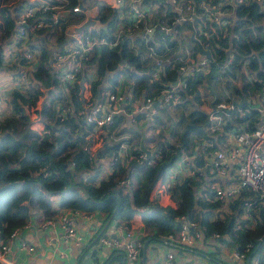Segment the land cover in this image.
<instances>
[{"label":"trees","instance_id":"obj_1","mask_svg":"<svg viewBox=\"0 0 264 264\" xmlns=\"http://www.w3.org/2000/svg\"><path fill=\"white\" fill-rule=\"evenodd\" d=\"M224 1L229 3L225 4ZM141 2L145 6L155 7L150 24L154 31L147 38L138 36L133 39L132 34L140 31L126 32L122 25L126 18L121 19L125 10L121 14L117 8L99 0H52V6L63 7V14L57 24L50 21V14L54 11L45 15V21L50 26L37 31L35 35L38 40L30 44L31 49L40 50L37 62L27 65L21 53L16 56V74L27 67L30 77L26 88L9 92L6 104L10 112L0 120V241L6 242L12 231L20 230L37 213H41L45 220L56 219L58 213L52 204V198L56 197L60 212H79L87 216L101 214L105 220L112 217L116 225H130L132 218L139 215L145 232L140 237L143 243L146 240H161L170 244L166 240L167 236L175 234L179 225L178 218L184 217L203 228L204 239L217 233L222 238L216 243L227 246L237 244L240 249L249 247V255L254 253L253 257L258 258V264H264V199L255 197L254 206L248 211L247 218L241 219L246 199L254 194L243 191L239 200L225 203L214 200V191L206 182L209 170L206 156L224 147L227 133H239L241 127L245 131H252L260 121L259 111L252 102L254 98L260 99L258 95L264 83V1L237 3L232 0H192L194 19L191 25L190 21L173 24L177 12L168 0ZM186 2L181 0V3ZM206 2L214 9L221 7L233 13L225 28L204 19L201 4ZM220 3L221 6L218 5ZM38 4V0H0V19L6 28L5 40L16 32L17 18L28 7ZM94 8L93 18L102 27L85 32L84 35H97L108 40L119 36L121 45L117 49L106 45L95 47L89 59L84 61L78 82L71 85L64 81V88H59L57 73L50 65L49 49L43 46L51 37L56 39L57 44L61 42L67 27L83 22L85 11ZM119 20L121 25L117 30ZM157 25L176 27L177 34L168 36L157 30ZM184 30L188 31L186 35L183 34ZM202 31L208 32L210 36L204 37ZM192 32L210 52V67L207 74L196 71L182 78L179 68L188 62L184 58L183 46H188L190 58L194 62L202 58L196 43L191 39ZM3 41H0V66L4 58ZM129 45L136 46L135 54L140 63L134 65L133 69H123L122 48ZM149 47L153 49V54ZM177 48L180 55L176 54ZM154 55L163 61L161 77L155 81L151 79ZM45 74L47 77L43 78ZM217 74L219 77L215 76ZM121 75L131 81V103L137 99L143 102L151 99L154 103L163 95L168 84L180 81L186 87L177 91L178 102L165 104L161 101V106L154 108H169L187 102L195 104L194 109L190 113H183V119L179 121V124H183L182 131L171 127V140L166 136L165 140H157L149 157L142 156L144 152L140 149L138 139L134 141L132 137L123 136L124 128L114 134L121 138L115 140L111 136L113 130L125 121L121 113L115 114L111 124L102 128L97 136L101 141L99 148L93 150L87 144V139L93 133V125L86 124L78 114L86 103L83 97H79V82L88 85L91 96L87 102L103 103L110 94H116L121 84ZM204 80H207L213 97L210 111L223 102L229 106H232L233 101L238 104L244 101L247 103L240 108L234 106L230 114L228 110L216 112L224 118L225 124L223 130L215 134L209 133L212 126L210 111L200 108L198 89ZM75 85L79 89L77 95ZM120 105L126 112L132 110L123 101ZM30 114L38 117L43 125L42 130L31 127ZM156 115L154 113L146 117L153 120ZM139 116L135 115L137 120ZM156 126L153 120L150 127L155 129ZM133 135L139 137L138 133ZM205 142L213 143V148L205 149ZM123 145L128 146L125 150L127 154L120 155ZM154 153L158 158H153ZM184 158H193L186 163L193 174L183 176L179 182L167 188L175 206L153 202L151 193L156 184L163 181L168 170ZM105 165L109 167L107 174L102 172ZM200 170L205 172L201 173ZM126 179L130 183L122 186L121 181ZM222 209H226L225 212ZM238 224L240 228L234 230ZM177 247L181 251H197L194 247L181 244Z\"/></svg>","mask_w":264,"mask_h":264},{"label":"built area","instance_id":"obj_2","mask_svg":"<svg viewBox=\"0 0 264 264\" xmlns=\"http://www.w3.org/2000/svg\"><path fill=\"white\" fill-rule=\"evenodd\" d=\"M39 4L36 6L28 7L27 10L21 14L15 23L16 30V40H13L12 47L7 51L9 53V59H14L20 53L26 61L27 65L34 64L39 53L32 49L31 51L28 42H36L38 36L35 35L37 31L42 28L50 26V23H46L45 15L48 12L50 14V21L57 24L61 19L63 14V7L61 5L52 6V0H38ZM172 5L174 11L177 12L176 17H174L173 24L178 25L182 21H190L192 23L193 16V3L192 0H187L186 4L181 3V0H168ZM248 0H232V2L245 3ZM264 1V0H260ZM234 3H232L233 5ZM111 7L117 8L122 14L125 12L121 19L126 18L128 22H122L125 27L126 32L132 33L136 30L142 32V37L147 38L149 33L153 31L150 26L151 21L154 16V6H145L142 4L141 0H111L108 3ZM219 6L222 3L218 4ZM201 8L203 9V17L205 20H209L213 23H219L224 28L228 24L233 15L230 11H224L223 8L211 7L209 2L202 3ZM143 24V25H142ZM142 25V27H141ZM160 31L164 32L168 36L176 35V27L168 28L166 26H160ZM201 34L208 38L210 34L206 31H202ZM51 39H55L52 38ZM18 40H22L21 43ZM119 36H116L113 40H108L105 37L97 35H80L74 33L70 35V41L60 52L52 51L50 54V65L52 70L57 73V77L69 84H75L78 82V76L82 71L84 61L89 59L95 47H100L103 45L114 48L118 43ZM153 54V49L148 48ZM9 60V61H10ZM13 61V60H12ZM210 62L209 58L202 56L197 63L190 62L185 66L179 68V73L182 78L192 75L194 72L206 73L209 71ZM163 69V61L160 57L154 55L153 57V69L151 73V79L153 81L159 80L161 77V72ZM28 68L26 67L19 73V78L13 80L12 89H20L23 84L28 83L27 79ZM186 84L184 82L177 81L175 84H168L166 89L163 91V101L165 104H174L176 93L180 88H185ZM261 93L264 101V83L261 86ZM123 101V97L117 94H110L105 102H86L83 105L82 110H79L78 114L82 116L86 124L93 125V133L96 136L100 134L102 128L111 124L112 118L115 114L121 112L120 102ZM234 106H229L226 103H220L217 105L216 109H212L209 112V120L212 122V126L209 128L210 134H215L216 132H221L225 124L224 118L217 114L216 112L222 110L233 109ZM142 109L146 116L154 114L153 100L146 99L142 105ZM258 109V108H257ZM260 121L256 129L252 131H245L241 127L239 133L230 132L227 136L231 141L224 145V147L217 148L213 153L206 156L208 160V165L214 176V181L210 185V188L214 191V200L227 202H234L241 198V193L243 191L252 192L253 197H248L243 205L244 216L241 219L247 218L248 211L253 208L255 200L264 199V107L259 108ZM204 148H213V143L205 142ZM152 155V152H151ZM154 159L158 158L156 153L153 154ZM142 156H146L142 153ZM186 163L190 161L188 158L184 160ZM130 183L129 180L121 181L122 186H127ZM72 212V211H71ZM77 214L79 212H72ZM73 214L63 212L57 216L56 221L59 226L64 230L65 240L76 237V230L74 227ZM85 218L87 215L82 214ZM179 225L178 230L175 234H169L167 236L168 241L175 242L188 247L196 248L198 245H203L205 242L216 243L221 240V236L217 233L209 235L208 238L204 239L203 228L199 226L197 222L188 221L184 217L178 218ZM240 228V224L236 225L234 230ZM116 233L115 237L101 236L98 238V246H105L112 250H122L124 256L129 261H136L143 248V242L139 238L134 237L133 232L129 225L127 224H117L115 225ZM19 230H14L10 233L7 241H0V263L1 264H18L8 257V240H12L17 237ZM20 248L26 250L28 253L34 251L32 245H28L25 242H21ZM202 246V245H201ZM201 251V250H199ZM203 251L206 254L213 253V261L215 264H236L237 260L245 262L246 258L249 256V247L240 249L237 244H232L228 246V252L223 253L221 247L210 248L208 245L203 247ZM226 254L227 263L222 260V254ZM218 253V254H217ZM203 257L205 254L201 252L196 253ZM254 254V253H253ZM251 255L250 264H258V258ZM264 257V249L262 251ZM175 260V255L173 251H168L165 253L162 261L158 264H173ZM183 264H193L190 261H186Z\"/></svg>","mask_w":264,"mask_h":264},{"label":"crops","instance_id":"obj_3","mask_svg":"<svg viewBox=\"0 0 264 264\" xmlns=\"http://www.w3.org/2000/svg\"><path fill=\"white\" fill-rule=\"evenodd\" d=\"M99 1L108 4L110 3L111 0H99ZM95 10L96 9L94 8L90 11L92 17L94 16L93 14ZM186 33H188V31L184 30L183 34L186 35ZM138 36L142 37V32H135L132 34L133 39H135ZM31 42H32V35H31ZM2 46H3L4 58H3V64L0 66V104L6 107L4 108H2L3 106L0 107L1 108L0 120H2L3 117L10 112V109L6 104V101L8 100L7 98L9 92L13 90L11 88L12 87L11 81L13 80L11 76V72L12 70L15 69L14 67L17 65V61H15L14 63V60L9 61L6 60L5 58L6 52H4V50L5 49L9 50L12 47V43L9 42V39L4 40L2 42ZM129 46L127 48H129ZM133 47L136 49V46L132 45V48ZM183 48H184V52H183L184 58L186 59V61H188L187 64H189L191 61L193 62L194 59L190 58V50L188 46L185 44ZM176 52H177L176 54L180 55L179 48H177ZM11 63L14 64L11 65V67H8ZM120 77H121L120 78L121 84L117 87L115 93L117 95H122V97H124L123 102L125 103V105L129 104L132 110L130 112H126L124 108L121 107L120 113L125 118V121L115 130H113L111 136L114 137L115 140H117V138H121L120 136L117 137L114 134L117 131L124 128L123 136H126V138L132 137L134 141L138 139L140 143L141 132H144L145 139L143 143L149 150L151 149L153 150L155 149V144L152 145L149 143L150 135H151L150 131L152 130L151 128H149L150 121L146 117V113H144L142 109V105L144 102L139 99H137L133 103L130 102V99L132 97V90H133L131 81L125 79L123 75H121ZM80 82L79 85L81 88ZM2 92L4 93L3 95L5 96V98L3 97V95H1ZM90 96L91 93L88 90L87 83H83V91L80 92L79 97L81 99L83 97V99H85V102H87L89 101ZM208 98L209 99L211 98V100L213 99L211 94H208ZM211 100H210V107H211ZM252 103L256 104V107L258 109L264 107V101L261 99L256 101L253 100ZM210 107L207 108V110H204L202 107L200 108L206 112H209ZM154 109H155L154 113L157 114L158 113L157 109L156 108ZM136 114H140L139 120L136 119L135 117ZM181 130L182 127L176 126V131H181ZM134 133L135 134L138 133L139 137L133 135ZM95 138L96 139L92 141L93 147L95 145L96 146L101 145V141L99 138H97L96 135ZM159 139L162 140V138ZM226 141H228L229 143L231 139L227 137ZM127 147H128L127 145H123V147L119 151L120 155H123L126 152L125 150H127ZM185 159L186 158L177 161L173 165V167L168 170L166 176H168V178L170 177V179H174L172 180L173 183L179 182L185 175L193 174L191 170L188 168V166H186L187 164L184 161ZM192 159L193 158H190L189 160ZM208 167L209 170L206 176V182H209L208 185L210 186L211 184L217 182L214 181V176L210 170L211 168L209 165ZM108 171H109V167L108 165H105L102 172L104 174H107ZM205 171H201V173ZM166 184H167L166 180L159 181L156 184V187L151 193V200L163 206L169 205L174 207L175 203L170 198L169 193L166 191ZM160 187L162 188V190H160ZM52 204L54 210L56 211V214L57 213L61 214L63 212L73 214L71 211L60 212V210L57 207L58 198L56 197L52 198ZM58 214L56 216H58ZM243 217L244 216H242V218ZM73 219H74V227L76 230V237L65 240L64 230L59 226L55 218L52 220H45L41 213H37L33 215L29 219L27 224L18 231L17 237L12 240H8V252H9L8 257L14 260V262L18 264H147L148 261H150V264H158L159 261H162L166 252L173 251L175 255V260L173 261V264H183V262H186L185 258L186 259L189 258L188 253H190L191 256L190 262H192L193 264H215L213 258H209L206 254L203 257L196 254L199 252V250L203 251V247L205 248V246L208 245L206 242L203 245L204 243L203 241L201 242L202 246L198 245L196 247L197 250L196 252H191L190 249H188V251L179 250L177 247L178 244L172 241H170L172 244L171 243L168 244L166 241H161V240L159 241L146 240L145 247L144 249L142 248L139 258L136 261H129L124 256L122 250H112L105 246H98L97 241L99 237L101 236L111 237V235H114L115 237L118 235L115 230V225H116L115 220H111L109 224L105 227L107 220H105V216L101 214H94L92 216H88L87 218H85L81 213H77V214H73ZM129 227L131 228L134 237L140 239V237L145 235V232L143 230L142 220L139 215H135L132 218ZM21 242H25L28 245H32L34 247V251L28 253L26 250L20 248L19 244ZM149 243H150V249H148ZM174 244L176 245L172 246ZM181 259H184L182 263H180ZM223 261L227 263V260H223Z\"/></svg>","mask_w":264,"mask_h":264},{"label":"rangeland","instance_id":"obj_4","mask_svg":"<svg viewBox=\"0 0 264 264\" xmlns=\"http://www.w3.org/2000/svg\"><path fill=\"white\" fill-rule=\"evenodd\" d=\"M30 2H32V0H29ZM14 2V1H13ZM224 3L225 4H228L229 3V1H224ZM120 21V24L117 26V30H119L120 28H119V26L121 25V20H119ZM5 30H6V28L4 27V24H2V21H1V19H0V41L3 39V40H5V35H4V32H5ZM6 33V32H5ZM16 38V33H14L12 36H10L8 39H9V42L11 43L13 40H16L15 39ZM21 41L22 40H18V42H20L21 43ZM32 43L34 44V41H30V42H28V44H29V46H30V44L32 45ZM120 41H118V43L114 46V48L115 49H117V48H119L118 46H120ZM57 45V43H56V39H51V38H48L47 39V42L44 44V48L45 49H49V50H53L54 48H55V46ZM31 51H33L32 49H30ZM122 50H123V53H122V56H123V63H121V68H123V69H133L132 67L134 66V65H138L139 63H140V60L138 59V57L136 56V54H135V52H136V49L133 47L132 48V46H129V49L127 50V48H122ZM8 50H4V52H6V56H5V58H6V60H10L9 59V53L7 52ZM34 51H36V52H38L39 54H40V50L39 49H37V50H34ZM18 53H21V51L19 52L18 51ZM11 60H14V63H15V61H17V59L16 58H14V59H11ZM14 63H11L8 67H11V65H13ZM246 69H245V67H243V71L246 73V71H245ZM208 72V71H207ZM207 72L205 73V74H207ZM19 73L20 72H18L17 74H16V71L15 70H12V72H11V76H12V79L13 80H16V79H18L19 78ZM204 74V73H203ZM248 75V74H247ZM216 77H219L218 76V74L217 75H215ZM29 77H30V72H28L27 73V79H28V81H29ZM47 76H46V74L45 75H43V78H46ZM215 77V78H216ZM248 77H249V79L250 80H252V77L250 76V75H248ZM121 78V77H120ZM124 78H125V76H124ZM59 81H58V87L59 88H64V86H65V82L62 80V79H60V78H57ZM126 79V78H125ZM13 80L11 81V86H12V82H13ZM27 84H29V83H26V84H23L21 87H20V90H23L24 88H26L27 87ZM239 84V83H238ZM9 86V85H8ZM12 88V87H11ZM74 90H75V94L77 95L78 93H79V89H78V86L77 85H75V87H74ZM199 96L198 97H200V107H202L204 110H207V108H209L210 107V100H211V98L209 99L208 98V94H211L210 92H209V84H208V82H207V80H204V83H203V85L202 86H200L199 87ZM81 92V91H80ZM4 93L2 92V94L1 95H3ZM3 97L5 98V96L3 95ZM258 97L259 98H263V95H262V93H260L259 95H258ZM254 100L256 101V99L254 98ZM175 102L177 103L178 102V96H176L175 97ZM175 104V103H174ZM1 106H3V105H1L0 104V107ZM4 107H6V106H3L2 108H4ZM194 104L193 103H191V102H187V104L185 103V104H179V105H177V106H172V107H169V108H165V107H163V108H158L157 109V111H158V113H157V115H156V117L155 118H153V120H154V122H156V124H157V126H156V130L155 129H153L152 127H150V126H152V118L151 119H149V121H150V126H149V128H151L152 130L150 131V141H149V143L150 144H152V145H154L155 143H156V141L158 140V141H160V139L159 138H162V139H164L165 140V138H164V136H166V138H168V139H170V138H172L170 135H171V127H175V129H176V126H179V127H183V124L181 123V124H179L180 122V120L181 119H183V113L184 114H187V113H190L193 109H194ZM1 109V108H0ZM30 119L32 120V125H31V127L32 128H34V129H36V130H42V128H43V125H42V123L39 121V119H38V117L36 116V115H34V114H30ZM160 123H163V124H166L165 126H160L159 124ZM182 131V130H181ZM180 131V132H181ZM161 135V136H160ZM179 135V134H178ZM178 135H177V137H178ZM96 138H95V133H92L91 134V136H90V138H88L87 140V144L89 145L90 144V147H91V149H92V147H93V144H92V141L93 140H95ZM176 139V138H175ZM101 140H102V137H101ZM171 140V139H170ZM144 141V140H143ZM100 147V145L99 146H94L93 147V149L94 150H96L97 148H99ZM186 166H188V165H186ZM168 173V172H167ZM171 176V175H170ZM168 179V180H167ZM164 180H166L167 181V184H166V191L169 193V191L167 190V188L173 183L172 182V180H174V179H170V177L168 178V176H166L165 177V179ZM160 190H162V188L160 187ZM223 212H225L224 211V209H223ZM207 244H208V246L210 247V248H212V247H215V246H218V247H221V250H223V253H226L227 254V250H228V246L227 245H225V244H219V243H215V244H213V243H210V242H206ZM149 246H148V249H150V243L148 244ZM202 251V250H201ZM200 252V251H199ZM220 253V252H219ZM223 253H220V254H222V259L223 260H225V257H226V254H223ZM154 254H157V253H154ZM189 254V258H185V261H190L191 259H190V253H188ZM218 254V253H217ZM209 258H213V256H214V254L213 253H210V254H206ZM183 260L184 259H181V261H180V263H182L183 262ZM237 262V264H244V262L243 261H240V260H237L236 261ZM184 263V262H183ZM147 264H150V261H148L147 262Z\"/></svg>","mask_w":264,"mask_h":264},{"label":"water","instance_id":"obj_5","mask_svg":"<svg viewBox=\"0 0 264 264\" xmlns=\"http://www.w3.org/2000/svg\"><path fill=\"white\" fill-rule=\"evenodd\" d=\"M85 14H86V18L84 19L83 22H81L80 24L78 25H72V26H68L66 31H65V37L64 39L59 42L56 46V48H54L53 50H49L48 51V55L50 56L51 52L52 51H55V52H60L66 45H68L69 41H70V35L74 34V33H78L80 35H83L85 32H89L91 30H99L101 29L102 25L101 23L94 19L91 14H90V11L89 10H86L85 11ZM190 25H191V22H190ZM156 29L157 30H160V26H156ZM154 31V30H153ZM153 31H151L149 33V35H152ZM191 39L194 40V42L196 43L197 47H198V53H199V56H205L207 58H210V52L208 50H206L202 43L195 37V34L192 33L191 34ZM123 63V61L121 62ZM81 83V92L83 91V83L82 81L80 82ZM163 99V95H160L159 98L153 103V106L154 107H160L161 106V100ZM244 104H247L246 101H244L243 103L241 104H238L236 102H232V106H236L238 108H240L241 106H243ZM232 109L228 110V114H230V111ZM145 139V133L144 132H141V141H140V149L141 151H143L145 154H146V157H149L151 155V151L146 149L144 147V143H143V140ZM112 220V217H110L106 224H105V227L109 224V222ZM111 237H114V235H111ZM145 244L146 242H144L143 244V249L145 247ZM250 259H251V255H249L244 264H250Z\"/></svg>","mask_w":264,"mask_h":264}]
</instances>
